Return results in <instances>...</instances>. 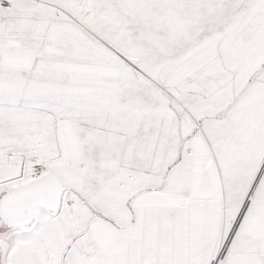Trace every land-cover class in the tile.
Returning a JSON list of instances; mask_svg holds the SVG:
<instances>
[{
    "label": "snow or ice",
    "instance_id": "obj_1",
    "mask_svg": "<svg viewBox=\"0 0 264 264\" xmlns=\"http://www.w3.org/2000/svg\"><path fill=\"white\" fill-rule=\"evenodd\" d=\"M0 264H264V0H0Z\"/></svg>",
    "mask_w": 264,
    "mask_h": 264
}]
</instances>
